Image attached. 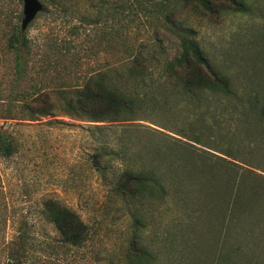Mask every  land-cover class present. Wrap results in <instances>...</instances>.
<instances>
[{
    "label": "rangeland",
    "instance_id": "374dc122",
    "mask_svg": "<svg viewBox=\"0 0 264 264\" xmlns=\"http://www.w3.org/2000/svg\"><path fill=\"white\" fill-rule=\"evenodd\" d=\"M40 1L44 14L17 54L9 42L23 2L0 0V125L16 139L13 155L0 157V264H130L133 239L150 255L136 264H219L221 214L208 193L240 204L219 157L264 175V0H245L249 13L183 0ZM189 28L228 89L191 88L167 74ZM136 55L142 74L131 71ZM96 73L132 100V113L91 123L58 110L29 120L19 110L34 91ZM127 170L160 179L165 193L123 197L115 184ZM47 197L87 224L81 244L64 242L43 215Z\"/></svg>",
    "mask_w": 264,
    "mask_h": 264
},
{
    "label": "trees",
    "instance_id": "16d2710c",
    "mask_svg": "<svg viewBox=\"0 0 264 264\" xmlns=\"http://www.w3.org/2000/svg\"><path fill=\"white\" fill-rule=\"evenodd\" d=\"M52 1L55 4L58 2V0ZM183 1L187 4H194L206 12L228 7L235 12L249 13L251 11L250 5L245 0ZM215 6L218 8L216 9ZM43 14L44 12H39L37 16ZM186 30L180 39L177 54L166 65L167 74L191 88L212 84L223 90L228 89L230 87L228 77L211 63L198 41L193 37L192 28ZM258 37L263 40L264 34ZM28 43V38L22 35L20 30L16 29L12 32L9 47L13 48L17 54ZM131 71L138 74L145 72V64L139 55L133 58ZM53 93H57V99L52 98ZM19 110L26 113L29 120L54 115V112L58 110L71 118L97 123L109 121L121 114L132 113L134 108L130 98L123 96L106 83L103 73H96L88 76L79 86L34 91L24 98ZM15 148V136L8 128L0 125V157H10L15 152ZM228 153L231 154V152ZM211 161L216 163L213 159ZM219 164L222 169L221 173L229 176L227 174L230 172L232 177H229L234 179V195H237L236 199L240 201V204L239 207L233 206V198L226 196L223 190L221 194L215 195L214 191L208 193L209 198L216 199L217 209L221 214L216 224L218 230H215L219 244V248L217 247L218 261L223 264H264V175L248 169L233 171L231 166H234V162L226 158L219 157ZM139 173L130 170L124 172L115 184L118 193L123 197L144 195L147 192H157L160 195L165 193V185L159 182L160 179L147 178ZM147 181L154 187L146 186ZM215 207L216 205L213 204L210 209ZM42 213L54 225L64 242L79 245L85 240L87 224L77 212L67 205L55 198L47 197L43 200ZM27 237L26 228L20 227L17 234L18 243H24V247ZM130 248L132 250L130 264L145 262L150 256L146 247L139 244L136 239L131 240Z\"/></svg>",
    "mask_w": 264,
    "mask_h": 264
},
{
    "label": "water",
    "instance_id": "95a60500",
    "mask_svg": "<svg viewBox=\"0 0 264 264\" xmlns=\"http://www.w3.org/2000/svg\"><path fill=\"white\" fill-rule=\"evenodd\" d=\"M22 17L20 21V31L23 33L28 24L37 16L39 12L45 10L44 4L40 0H22Z\"/></svg>",
    "mask_w": 264,
    "mask_h": 264
}]
</instances>
